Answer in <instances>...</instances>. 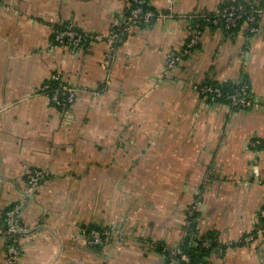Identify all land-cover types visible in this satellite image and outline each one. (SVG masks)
<instances>
[{
  "label": "crops",
  "instance_id": "0c3cea01",
  "mask_svg": "<svg viewBox=\"0 0 264 264\" xmlns=\"http://www.w3.org/2000/svg\"><path fill=\"white\" fill-rule=\"evenodd\" d=\"M247 1L264 6L175 0L174 16L132 25L107 66L108 41L74 48L54 32L111 36L131 0H0V226L16 205L24 226L12 263L0 235V264H170L190 235L215 239L193 264H264V12L254 33L204 21L168 63L190 15ZM55 73L78 89L69 106L43 89ZM207 81L247 82L254 103L211 100ZM95 227L111 231L101 244Z\"/></svg>",
  "mask_w": 264,
  "mask_h": 264
},
{
  "label": "built area",
  "instance_id": "2783aa9c",
  "mask_svg": "<svg viewBox=\"0 0 264 264\" xmlns=\"http://www.w3.org/2000/svg\"><path fill=\"white\" fill-rule=\"evenodd\" d=\"M148 0H131L130 6L123 14L118 17L113 25V33L106 36L104 33L86 32L75 26L74 23H65L59 26L54 32V42L57 44H69L74 48L84 44L86 40L89 42L108 41L111 51L107 54L106 65L110 66L113 61L114 52L117 50L119 43L124 41L127 33L132 25L150 23L152 20L164 19L175 15L173 12V4L175 0H166L168 11L156 9L149 0L148 6L145 5ZM264 12V6H260L255 2H230L221 7L214 13L199 12L190 15L194 19L191 27L189 38L183 51H172L169 54L168 63L170 67L176 65L182 58L189 53L200 41L203 32V20L211 25H219L227 30L235 28L242 24H246L249 32L258 31L257 19L259 14ZM224 86L216 81H207L200 87L201 92L211 100H225L236 107L249 108L253 105L254 100L251 95L250 85L247 82H236L235 86L229 87L227 90ZM45 92L58 105L69 106L76 100L78 89L72 84L62 79L61 75L55 73L52 75L51 82L43 86ZM253 144H263L260 140H253ZM43 171L36 169L29 174V181L35 186L43 177ZM20 206H12L6 210L4 223L0 226V235L7 240V249L9 253V262L12 263L19 256L20 237L24 226L20 222ZM192 216V212L191 215ZM260 216L264 219V207L260 211ZM192 218L188 219V231L193 227ZM110 230L106 228H92L90 231L89 242L93 244H101L110 235ZM190 232V231H189ZM258 237V232H254L247 236L248 239ZM200 242L204 247H210L213 243L211 237H201ZM170 264L190 262L189 254L182 253L180 249H174L170 252Z\"/></svg>",
  "mask_w": 264,
  "mask_h": 264
},
{
  "label": "trees",
  "instance_id": "16d2710c",
  "mask_svg": "<svg viewBox=\"0 0 264 264\" xmlns=\"http://www.w3.org/2000/svg\"><path fill=\"white\" fill-rule=\"evenodd\" d=\"M148 2H149V0L146 2L145 5L148 6ZM150 3H152V1H150ZM202 22H204V20ZM241 25H242V22H241V24L239 26H237L235 28H232L230 30H235L236 31V30L239 29V27ZM87 42H89V41L86 40L84 43H87ZM235 85H236V83H232V84L229 83L227 85H223L224 86L223 88L225 90H227L229 87L235 86ZM223 101H225V100H223ZM95 228H99L100 229L101 227H95ZM211 238L214 239L213 236H211ZM214 241H215V239H214ZM210 247L202 246V244L200 242H198L197 240L196 241L193 240L192 236L190 235V238H188L185 241V243L183 244L182 248H180V250L182 251V253L189 254L190 257H191V261L190 262L182 261L181 263H183V264H193L195 262H198L202 256H205L208 253V251L210 250ZM169 261H170V257H169Z\"/></svg>",
  "mask_w": 264,
  "mask_h": 264
}]
</instances>
